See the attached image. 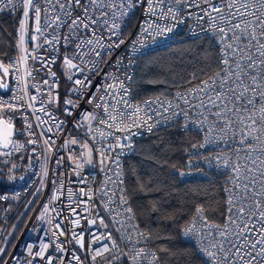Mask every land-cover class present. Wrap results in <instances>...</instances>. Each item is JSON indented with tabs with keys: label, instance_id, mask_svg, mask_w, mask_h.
<instances>
[{
	"label": "snow or ice",
	"instance_id": "obj_1",
	"mask_svg": "<svg viewBox=\"0 0 264 264\" xmlns=\"http://www.w3.org/2000/svg\"><path fill=\"white\" fill-rule=\"evenodd\" d=\"M141 2L142 0H127L125 4V0H44V4L50 7H42L41 0H0V12H4L6 9L15 12L22 8L17 43L21 56L15 63L27 61L29 58L28 55H24L27 52L25 47L26 35L29 40L34 42L39 39L37 35H28L29 21H32L34 25L32 31L39 33L40 36H43L49 28L52 29L51 40L46 39L45 43L55 46L62 41L66 46L73 47L71 56L65 54L64 65L69 70L78 69L83 72V68L74 63V60L83 61L89 55H94L102 60L106 49L119 48L123 45L125 34L122 31V25L131 10ZM167 2L171 6L162 12L159 19L170 18L171 25L167 23L164 25L153 24L144 20L140 24V31L132 44L135 45L140 42L141 37L153 41L158 37H166L179 24L185 23V9L195 7L198 11L196 13L188 11L187 15L189 17L195 16L201 31L206 35L210 34L215 45H218V51L215 60L216 70L210 68L211 74L205 73L207 79H201L193 74L191 79L187 81L190 86L185 92L177 93L187 109L198 110L196 119L190 122L205 132L204 142L198 146L194 144L192 147L203 148L206 144L217 143L216 137L211 135L213 132L220 133L219 139L226 145H228V141H232L236 145L235 147L228 146L227 150L221 151L215 157L224 168L230 170L227 182L231 186H225L222 189L226 193L222 202L223 208L220 211V215L224 217V222L222 224L209 223L208 218L204 215L207 209L201 205L195 210L196 217L203 220L208 227L215 229V232L198 236L195 225H192L191 227L185 226L182 235L197 237L200 240L198 250L205 258L204 264H264V0H167ZM156 3L164 4L165 0H146L148 14L156 15ZM42 12L44 14L43 25L41 23ZM118 17L120 18L119 21L117 20ZM204 25L208 27L205 28ZM61 28H65L66 32L59 33ZM105 31L109 33L107 39L110 43L107 44L104 43ZM114 36L120 38L112 40ZM140 46L143 47L144 44L141 43ZM40 47L41 45L37 43L33 50H38ZM31 59L36 61L40 58L31 56ZM89 63L92 64L96 72L99 71L94 62L89 61ZM12 66L15 67V64ZM0 69L3 70L0 77L6 78L9 74V67L0 62ZM28 75H31V71H28ZM49 75L54 77L55 73L49 72ZM112 78L118 80L117 77ZM16 79L19 80V77ZM68 79L72 80V76L69 75ZM197 80L199 83H194ZM73 84L75 87L70 91L79 94L80 97L84 95L83 89L92 86L88 76L83 79H75ZM44 85L51 88L55 86V82L53 81L50 85L49 81L45 80ZM33 87H36L37 92L40 91L39 87L35 85ZM100 87H97V91H100ZM110 87L112 86L104 85V91L107 92ZM120 87H122V82L118 83V87L114 91H118ZM7 88V83H0V89ZM124 92L127 93V89H124ZM48 96L49 104L58 102V94L53 97L52 93L49 92ZM189 97L198 103H193ZM94 98L95 93L89 97L88 103H92ZM12 99L18 101L22 97L13 95ZM100 99L103 100L104 97ZM30 100L35 101L36 96H30ZM152 103L155 101H144L146 106H150ZM65 104L72 108L78 107L77 102L71 99L66 100ZM118 104H122L124 107L118 110L116 107ZM24 106L23 104L18 105L0 100V148L7 149L11 146L19 151L23 147L13 139L14 133L21 130L14 129L12 117L7 116V113L19 114ZM26 106L33 110L35 116L37 109H35L34 104L26 102ZM95 108L101 109L103 114L82 113L83 121L88 124L87 131L93 132L92 122L97 121L98 124L106 126L111 131L105 133L99 128L95 131L101 137L113 136L115 139V144L108 143L105 147L95 150L99 157L98 164L101 170L107 167L111 171V164H116V171L114 172L116 179H113L112 176L107 177V182L114 185L115 189L99 190L101 192V204L104 210L109 211L110 215L115 213L112 216V221L114 224L120 225V227L115 228V231L124 233L121 239L132 241V234L126 232L125 220L118 219V217H124V214H128V220L135 218L130 203L129 189L119 170V155H122L125 149L131 150L133 148L131 137L136 134L132 131L133 128L143 127L152 132L157 123H149L153 120V116L148 115L145 109L139 105H133L124 96L116 100L113 105L96 102ZM187 109H182V114L185 117L189 116ZM39 111L51 116V113L44 107H41ZM65 111L68 115L72 114L68 108ZM167 111L168 108H164V112ZM153 112L156 115L162 114L156 112L155 109ZM173 115H180V113L174 112ZM210 116L214 117L211 122H209ZM22 118L25 121V127L22 131L27 132L29 136H34L35 133L30 131L32 124L28 123V117L24 115ZM35 118L41 124L46 123L40 116ZM167 119L169 118L165 117V120ZM205 122H209L206 130L203 127ZM62 124V121L56 123L55 127L61 129ZM75 126L83 127L84 125L78 121ZM184 127L187 128V125ZM48 131H52L51 127L48 128ZM116 132L124 135L115 136ZM40 135L43 136L44 133L41 132ZM50 139L51 137L43 141L49 151L51 150ZM26 143L36 144L37 141L29 139ZM77 143L76 139L66 140L62 147ZM81 147L87 149L86 152L81 153L83 162L80 158L76 161V168L82 170L85 164L91 166L94 161L93 149L89 147L87 141ZM117 148L120 149V153L113 160L110 152H115ZM230 153L236 157L235 161L231 159ZM0 154L7 156L10 153L3 152ZM202 158L209 159L208 157ZM61 160L62 158L58 159L56 163L60 164ZM15 167L16 165H12V168ZM46 174L47 172H45ZM9 178L11 179V177ZM80 182L86 183V178L81 177ZM149 183H151L150 180L144 181L138 177L136 186L132 191L147 194L152 191L148 186ZM80 192L88 198L85 203L93 199L90 188L87 191L81 188ZM71 196L72 193L69 192V197ZM4 198L0 196V199ZM111 205H117V207H110ZM118 209H122V211ZM47 210L45 207L44 212ZM40 218L42 219L43 216L41 215ZM172 218L174 219V217ZM96 222L95 219L89 221L91 224ZM74 223L78 224L79 221H74ZM99 225L104 228L109 226L103 217L99 218ZM56 227L59 228V225ZM138 227V225H132L134 230H138ZM136 234L145 240L151 237L150 232L137 231ZM60 235H64V232H61ZM208 236L211 239L207 245H203V240ZM72 238L80 244L81 248L84 247L82 235L77 237L76 233L73 232ZM102 241H107V243H101ZM138 242H134L131 248L125 252L119 248L111 232L94 235L89 245L91 260L95 262L97 258H101L105 260L106 264H113V261L119 257L112 255L109 259L106 256L113 250L130 261V264H144L145 261L147 264H156L161 259L156 251L149 253L143 247L136 248L135 243ZM96 243H101V247L92 248L91 245ZM48 247L49 245L43 244L39 251L33 253L32 246H29V255L40 259L47 258L48 264H53V258L50 255L46 257ZM56 250L61 253L67 251L60 244L56 245ZM3 251L4 249H0V253ZM160 251L167 252L169 250L162 248ZM69 255L75 264H83L80 256L71 252ZM27 264H32V262L28 261ZM60 264H64V260L61 259Z\"/></svg>",
	"mask_w": 264,
	"mask_h": 264
},
{
	"label": "built area",
	"instance_id": "obj_2",
	"mask_svg": "<svg viewBox=\"0 0 264 264\" xmlns=\"http://www.w3.org/2000/svg\"><path fill=\"white\" fill-rule=\"evenodd\" d=\"M127 0H125L126 4ZM42 7H50L44 4V0H41ZM171 6L165 0L164 4H155L156 15L153 16L147 13L146 0H142L137 6L131 10L129 16L125 18V22L122 25V31L125 34V43L119 48L106 49L103 53V59L100 60L94 55L85 57L83 61L74 60V63L80 65L83 68V72L78 69L69 70L64 65L65 54L71 56L73 53V47L66 46L62 41L55 46L45 43V40H51L52 29L49 28L43 36L39 33L32 31L34 25L32 21H29L28 35H37L39 39L37 41H31L25 39V47L27 52L24 55H28L27 61H20L21 53L18 50L17 43L19 32L15 38L10 39V46L13 51V55L8 59L7 66L11 73L9 90L5 93L0 92V100H5L14 104L25 105L19 114L7 113V116L12 117V123L14 129L17 131L14 133L13 139L23 147L17 151L13 147L7 148V150H1V152H8L9 155L3 157H26L28 158V164L25 169V173L16 178L14 181L8 184L6 190L0 193V196L5 197L0 199V249H4L0 253V264H27L31 261L32 264H48L47 258L40 259L39 257H33L29 255L28 247L32 246V252L35 253L40 250V246L43 244L49 245L46 250V257L51 256L53 258V264H60V260H64V264H75V261L71 260L69 252L75 253L80 256L83 264H106L104 259L97 258L95 262L91 260V252L89 251V245L92 242L94 235H100L101 233L111 232L119 248L127 252L132 244L135 243L136 248H145L147 252L155 251L151 246V238L144 239L137 236L136 232H146L145 229L134 210L133 204L130 199L131 206L135 213V218L128 220L127 215L124 217H118V219L125 220L126 232L131 233L133 236L132 241L122 240L121 236L124 233H117L115 228L120 227L119 224H114L112 216L115 213H109L104 210L101 204V192L99 190L115 189V186L107 182V177L112 176L116 179L114 172L116 171V164H111V171L106 167L101 170L98 164V154L96 149L105 147L108 143L115 144L113 136L101 137L95 129H102L105 133L111 131L106 126L98 124L97 121L92 122L93 132L87 131L88 124L83 121L82 113H97L102 115L101 109L95 108V103L101 104L107 103L113 105L116 100H119L121 96L129 100L133 105H139L145 109L148 115L153 116V120L149 123H157V126L153 128L152 132L147 131L146 128H133L132 131L136 133L131 137V143L133 148L131 150L125 149L122 155H119V170L122 173L123 178L127 184L126 176V163L132 157L135 152L136 143L149 137L153 133L159 130L177 129L180 133L190 132L197 136L198 140L195 145H199L204 142L205 132L201 131L196 125L190 121L196 119V109H187V106L183 104V101L177 96V93H184L185 90H178L171 96H150L141 100H136L132 96V81L134 78L136 65L138 59L149 55L151 53L164 50L170 46L194 39L207 38L209 39L218 51V45H215V41L212 40L210 34L206 35L201 31V27L197 25L195 16L189 17L188 11L196 13L198 10L193 7L191 9H185L184 19L185 23L179 24L175 27L174 31L167 34L166 37H158L154 41L151 39L145 40L140 38V42L132 44V41L137 38V33L140 31V24L147 20L153 24H169L172 21L170 18L159 19L163 11ZM17 14L19 18H22V8L12 12L6 9L4 12H0V27L1 19L4 16ZM111 17V13L109 19ZM119 17L117 20L119 21ZM42 25L44 24V14L42 12ZM111 23V19H110ZM207 28V25H204ZM66 32L65 28L59 29V33ZM130 34V35H129ZM109 33L105 31L104 43H110L107 39ZM119 36L112 37V40H118ZM39 43L41 47L38 50H33L35 45ZM141 43L144 44L141 47ZM87 51V49H85ZM31 56H37L40 59L33 61ZM92 61L96 64V68L99 69L96 72L93 69ZM119 61V62H118ZM15 64V67L12 65ZM46 65V66H45ZM57 68L60 74L57 73ZM18 69V71H17ZM28 71H31V75H28ZM49 72H54L55 76H50ZM69 75L72 76V80L68 79ZM88 76L91 79L92 86L87 89H83L84 95L82 97L79 94L72 93L70 90L75 87L73 81L75 79H83ZM19 77V80L16 78ZM112 77H117L113 79ZM131 77V79H128ZM49 81L51 85L55 82L54 87L44 85V81ZM122 82V87L118 91H114L118 87V83ZM37 86L40 91H36ZM104 85H111L107 92L104 91ZM100 87V91H97V87ZM127 89V93L124 92ZM51 92L53 97L58 94V102L49 104L48 93ZM95 93V98L92 103H88L89 97ZM13 95L22 97L21 100H13ZM30 96H36L35 101L30 100ZM104 97L103 100L100 98ZM71 99L76 101L78 107L72 108L70 105H66L65 101ZM193 103H198L192 97H189ZM144 101H155L150 106H146ZM27 103H33L35 109H37L35 116L33 110L27 108ZM171 105V107H169ZM179 105V107H177ZM41 107L51 113V116L46 115L44 112L39 111ZM117 109H121L124 106L122 104L116 105ZM68 108L71 111V115L65 111ZM164 108H168L167 112H164ZM162 113L156 115L153 112ZM182 109L189 111V116L185 117L182 114ZM180 113V115L174 116L173 113ZM143 114V113H142ZM24 115L28 117V123L32 124L31 132L35 133L34 136H29L27 132L22 131L25 127V121L22 118ZM36 116H40L46 123L41 124L36 120ZM165 117L169 119L165 120ZM214 117H209L211 122ZM63 122L61 129L55 127L56 123ZM80 121L84 126L76 127L77 122ZM205 122L204 129L208 127V123ZM187 125V128L184 126ZM51 127L52 131L49 132L48 128ZM44 135L41 136L40 133ZM123 133L116 132L115 136H123ZM212 136L216 137L217 143L206 144L205 147L193 148L192 145L186 148L183 157V163L173 173L182 183L191 182L194 180L209 179L212 176H220L223 178L221 190L225 186H231L227 182V178L230 170L222 166L220 161L215 159L216 155L223 150H227L228 146L235 147L236 145L232 141H228L226 145L223 141H220V133L213 132ZM49 140L51 150L44 145L45 139ZM95 137V139H93ZM29 139H35L36 144H28L26 141ZM76 139L77 144H68L66 147H62L66 140ZM54 141V143H53ZM87 141L90 148L93 149V165L85 164L84 168L77 169L76 161L81 158V153L86 152L87 149L81 147V145ZM34 149V150H33ZM120 153V149L117 148L115 152H110V156L113 160L116 159ZM231 155V153H230ZM243 155V154H241ZM71 157V158H70ZM202 157H208L209 159H203ZM61 163L57 164L56 161L61 159ZM231 159L235 161L236 157L231 155ZM220 164V166H218ZM45 172L47 174L45 175ZM79 173V175H77ZM183 173V174H182ZM86 178V183H81L80 178ZM84 188L87 191L89 188L92 191L93 199L85 203L88 200L87 196L81 194L80 189ZM69 192L72 196L69 197ZM130 195V194H129ZM226 196V193L222 191V197ZM107 199L106 197L104 198ZM118 203V202H117ZM45 207L48 209L44 212ZM110 207H117V205H111ZM73 209L75 210L73 212ZM122 211V209H118ZM98 213V215H97ZM41 215L43 218L41 219ZM204 215L208 218V222L223 223L224 217L221 222L211 220L207 213ZM103 217L108 228H104L99 225V218ZM95 219V224L89 223L90 220ZM74 221H79L75 224ZM59 225V228L56 226ZM132 225H138V230H134ZM195 225L198 236H204L205 234L215 232L205 224L203 220L196 217L194 212L193 216L185 223L180 231V239L183 243L193 247L195 253L204 263L205 258L198 250L200 240L197 237H185L182 235V231L185 226L191 227ZM64 232V235H60ZM75 232L77 237L83 236L84 247L81 248L80 244L72 238V233ZM55 233V235H53ZM210 236L203 240V245H207ZM101 243H107L102 241ZM101 243L92 244V248L101 247ZM62 245L67 251L64 253L56 250V245ZM157 253V252H156ZM112 255H116L119 259L114 260L113 264H130L125 257L120 256L115 250L112 253L106 254L111 259ZM158 255V253H157ZM150 258V257H149ZM144 264H147L145 261ZM156 264H161L160 260Z\"/></svg>",
	"mask_w": 264,
	"mask_h": 264
},
{
	"label": "trees",
	"instance_id": "obj_3",
	"mask_svg": "<svg viewBox=\"0 0 264 264\" xmlns=\"http://www.w3.org/2000/svg\"><path fill=\"white\" fill-rule=\"evenodd\" d=\"M1 20L13 35L16 23L11 22L8 16ZM0 43L5 48L7 63L13 51L1 33ZM216 56V49L207 38L180 42L146 55L137 61L132 96L141 100L150 96H171L186 89L193 74L207 79L205 73L210 75V68L216 70ZM194 83H199V80ZM197 140V136L190 132L159 130L137 142L134 154L126 163L131 202L141 225L151 233V246L161 257V264H204L193 247L180 239L181 228L198 206L203 205L207 209L211 220H223L220 215L223 208L222 177L182 183L173 173L183 163L186 148ZM27 164L25 156L0 159V193L7 189L9 176H22ZM12 165L16 167L12 168ZM138 177L150 180L148 186L152 191L147 194L133 192ZM162 248L169 251H160Z\"/></svg>",
	"mask_w": 264,
	"mask_h": 264
},
{
	"label": "bare ground",
	"instance_id": "obj_4",
	"mask_svg": "<svg viewBox=\"0 0 264 264\" xmlns=\"http://www.w3.org/2000/svg\"><path fill=\"white\" fill-rule=\"evenodd\" d=\"M8 17L11 20V22L16 23V26L14 28V34L11 35L9 33V31L3 25L2 21H1L0 33L5 36L7 42H10V39L11 38H15L16 35H17V31H18V28H19V21L21 19L19 18V16H17V14H13V15L10 14V15H8ZM57 73L60 74L58 68H57ZM186 89H182V90H186Z\"/></svg>",
	"mask_w": 264,
	"mask_h": 264
},
{
	"label": "flooded vegetation",
	"instance_id": "obj_5",
	"mask_svg": "<svg viewBox=\"0 0 264 264\" xmlns=\"http://www.w3.org/2000/svg\"><path fill=\"white\" fill-rule=\"evenodd\" d=\"M0 62H3L6 66V53H5V48L3 46V44L1 45L0 43ZM2 69H0V73H2ZM10 78H11V73L9 71V74L6 78L0 77V83H7L8 86L10 85Z\"/></svg>",
	"mask_w": 264,
	"mask_h": 264
},
{
	"label": "rangeland",
	"instance_id": "obj_6",
	"mask_svg": "<svg viewBox=\"0 0 264 264\" xmlns=\"http://www.w3.org/2000/svg\"><path fill=\"white\" fill-rule=\"evenodd\" d=\"M0 153H2L1 149H0ZM5 158L7 159L8 157H3L2 154H0V159H5ZM10 158H12V157H10ZM0 171H1V169H0ZM9 177H11V175ZM0 178H1V176H0ZM15 179H16V177H11V179L9 178V181L11 182V181H14Z\"/></svg>",
	"mask_w": 264,
	"mask_h": 264
},
{
	"label": "water",
	"instance_id": "obj_7",
	"mask_svg": "<svg viewBox=\"0 0 264 264\" xmlns=\"http://www.w3.org/2000/svg\"><path fill=\"white\" fill-rule=\"evenodd\" d=\"M9 90V86H8V88L7 89H0V92H3V93H5V92H7ZM14 137V136H13ZM1 150H7V149H2V148H0Z\"/></svg>",
	"mask_w": 264,
	"mask_h": 264
}]
</instances>
